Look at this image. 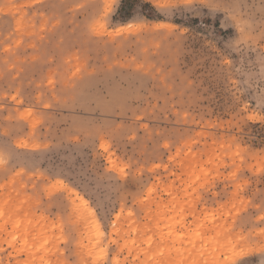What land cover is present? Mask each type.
I'll list each match as a JSON object with an SVG mask.
<instances>
[{"label": "rangeland", "instance_id": "374dc122", "mask_svg": "<svg viewBox=\"0 0 264 264\" xmlns=\"http://www.w3.org/2000/svg\"><path fill=\"white\" fill-rule=\"evenodd\" d=\"M0 264H264V0H0Z\"/></svg>", "mask_w": 264, "mask_h": 264}]
</instances>
